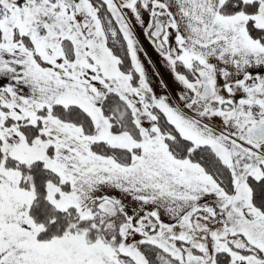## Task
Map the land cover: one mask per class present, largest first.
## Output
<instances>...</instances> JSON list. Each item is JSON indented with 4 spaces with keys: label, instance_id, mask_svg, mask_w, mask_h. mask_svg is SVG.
<instances>
[{
    "label": "snow or ice",
    "instance_id": "1",
    "mask_svg": "<svg viewBox=\"0 0 264 264\" xmlns=\"http://www.w3.org/2000/svg\"><path fill=\"white\" fill-rule=\"evenodd\" d=\"M0 264H264V0H0Z\"/></svg>",
    "mask_w": 264,
    "mask_h": 264
}]
</instances>
